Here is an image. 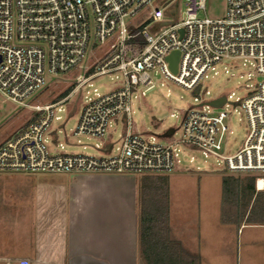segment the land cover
Segmentation results:
<instances>
[{
	"label": "built area",
	"instance_id": "1",
	"mask_svg": "<svg viewBox=\"0 0 264 264\" xmlns=\"http://www.w3.org/2000/svg\"><path fill=\"white\" fill-rule=\"evenodd\" d=\"M180 2L183 12L170 10L168 0H0L2 96L27 107L24 100L44 87L46 76L77 68L91 46L100 53L76 76L71 93L91 87L101 76L120 81L104 94L93 90L94 97L81 107L73 136L101 140L111 124L126 120L125 134L116 147L105 142L96 146L106 154H67L54 146L51 151L45 135L52 134L54 109L69 96L30 106L37 117L0 142V172L169 174L176 170L182 151L189 149L215 158L228 173L258 174L255 186L260 191L258 182L264 185V0H226L220 19L199 18L204 0ZM175 15L177 19L172 18ZM164 22L170 23L161 25ZM172 52L179 54L175 73L167 61ZM238 60L252 63L261 81L247 90L240 103L249 133L236 152L224 153L230 131L228 113L221 108L228 106L230 96L223 97L225 102L218 108L209 102L190 108L183 116L180 138L168 144L133 128L131 100L144 97V90L154 84L153 76L196 92L210 72L216 74V66ZM174 135L172 130L170 136Z\"/></svg>",
	"mask_w": 264,
	"mask_h": 264
},
{
	"label": "rangeland",
	"instance_id": "2",
	"mask_svg": "<svg viewBox=\"0 0 264 264\" xmlns=\"http://www.w3.org/2000/svg\"><path fill=\"white\" fill-rule=\"evenodd\" d=\"M168 2L171 5L170 10L180 9L183 12L184 6L180 0H168ZM204 2L205 10L200 12L199 18L220 19L224 16L226 0H204ZM172 18L177 19V15ZM98 53L100 49L90 46L77 68L61 76H46L44 87L24 100L27 107L13 103L0 94V142L36 116L30 106L56 103L61 94L70 90L67 102L54 109V118L50 126L52 134L45 135L50 150L53 151L52 146H54L57 151L67 154L99 156L106 154L96 149V146H100L103 142L114 143L116 147L125 134L124 118H121L116 125L111 124L101 140L85 136L75 137L72 133L76 128L82 105L88 98L94 97L93 90L101 95L118 85L120 81L114 76H101L91 82V87L85 86L80 92L71 93L76 76L83 74L84 68L94 62ZM215 71L216 74L214 72L208 74L201 83L200 90L196 92L186 91L165 80L161 75L153 76L154 84L144 90V97L131 100L130 118L133 128L142 136L149 134L158 142L168 144L180 138L183 116L190 108L219 97L230 96L227 99L228 106L221 108L228 113L227 125L230 131L224 140V153L236 152L242 147L249 133L240 103L247 95V90L259 83L261 78L255 74L252 63L242 60L224 61L216 66ZM168 130H173L175 135L166 136ZM179 160L176 170L167 175L170 216L174 226H180L184 242L193 241L199 233L203 239L201 240L203 253L208 256L207 261L212 264H221L225 255L223 252L231 253V251L234 252V259L231 257L227 264H235L237 251L239 257L241 255L244 257L245 254L240 251L245 246L254 243L263 245L264 229L259 226L264 225L251 226L252 224L248 222L249 226L244 232L237 235L236 231L225 234L218 229L217 224L226 193L225 178L247 183V179L255 177V193H262L264 185L260 191H256L255 186L259 175L228 173L215 158L204 157L199 152L189 149L182 151ZM123 176L130 180L139 179V175ZM86 177L92 175L0 172V255L19 247L23 248L29 243L30 236L36 230V218L40 213L37 204L42 185L52 182L66 185L75 179ZM261 178L264 180V176L261 175ZM254 201H251L249 210ZM260 204H262L261 199H257L255 207ZM227 227L239 229L240 226ZM243 261L242 258L241 262Z\"/></svg>",
	"mask_w": 264,
	"mask_h": 264
},
{
	"label": "crops",
	"instance_id": "3",
	"mask_svg": "<svg viewBox=\"0 0 264 264\" xmlns=\"http://www.w3.org/2000/svg\"><path fill=\"white\" fill-rule=\"evenodd\" d=\"M40 192V213L29 243L1 254L0 264H145L139 246V179L92 176L66 185L47 183ZM173 223L169 199L172 237L187 252L198 254L200 264H212L203 253L199 233L193 241L184 242L180 226ZM217 224L225 234L236 231L237 235L249 226L243 223L239 229L225 227L220 212ZM241 252L245 255L239 257L237 251L235 264H264V244L245 246ZM223 253L221 264L234 259V252Z\"/></svg>",
	"mask_w": 264,
	"mask_h": 264
},
{
	"label": "trees",
	"instance_id": "4",
	"mask_svg": "<svg viewBox=\"0 0 264 264\" xmlns=\"http://www.w3.org/2000/svg\"><path fill=\"white\" fill-rule=\"evenodd\" d=\"M69 92L70 90H67L61 94L57 101L66 97ZM36 117L37 115L33 119ZM139 180V246L143 262L145 264H200L199 255L187 252L171 235L168 175L143 174L139 176ZM254 181L255 177L247 179V183L225 178L226 193L224 192L220 208L222 225L237 228L248 222L252 225H264V192L255 193ZM258 185L261 186V183ZM257 199H261L262 204L255 207ZM253 200L255 201L249 210Z\"/></svg>",
	"mask_w": 264,
	"mask_h": 264
},
{
	"label": "water",
	"instance_id": "5",
	"mask_svg": "<svg viewBox=\"0 0 264 264\" xmlns=\"http://www.w3.org/2000/svg\"><path fill=\"white\" fill-rule=\"evenodd\" d=\"M169 23L170 22H164L161 25H168ZM178 57H179V54L177 52H172L167 58V61L169 63V67L172 73L176 72ZM224 102H225V99L222 97V98L212 100L211 102H209L208 105L212 108H218L221 105H223ZM171 134H172V130H169L166 136H170Z\"/></svg>",
	"mask_w": 264,
	"mask_h": 264
},
{
	"label": "bare ground",
	"instance_id": "6",
	"mask_svg": "<svg viewBox=\"0 0 264 264\" xmlns=\"http://www.w3.org/2000/svg\"><path fill=\"white\" fill-rule=\"evenodd\" d=\"M261 183V186L258 185L259 189L258 190H261L262 189V182L259 181L258 184Z\"/></svg>",
	"mask_w": 264,
	"mask_h": 264
}]
</instances>
